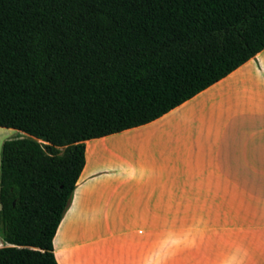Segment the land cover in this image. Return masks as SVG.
Here are the masks:
<instances>
[{
    "label": "trees",
    "instance_id": "trees-1",
    "mask_svg": "<svg viewBox=\"0 0 264 264\" xmlns=\"http://www.w3.org/2000/svg\"><path fill=\"white\" fill-rule=\"evenodd\" d=\"M264 49V0H0V264H59L86 144L147 124Z\"/></svg>",
    "mask_w": 264,
    "mask_h": 264
},
{
    "label": "crops",
    "instance_id": "crops-1",
    "mask_svg": "<svg viewBox=\"0 0 264 264\" xmlns=\"http://www.w3.org/2000/svg\"><path fill=\"white\" fill-rule=\"evenodd\" d=\"M85 144L59 264H264V49L158 119Z\"/></svg>",
    "mask_w": 264,
    "mask_h": 264
},
{
    "label": "rangeland",
    "instance_id": "rangeland-1",
    "mask_svg": "<svg viewBox=\"0 0 264 264\" xmlns=\"http://www.w3.org/2000/svg\"><path fill=\"white\" fill-rule=\"evenodd\" d=\"M13 129V128H12ZM15 130L13 129L12 131L9 130L8 127H2L0 126V143L4 138H17L16 136L19 137V135L16 134V132H14ZM212 213L214 215V211H209V214ZM1 239L3 240L2 236L0 235Z\"/></svg>",
    "mask_w": 264,
    "mask_h": 264
}]
</instances>
